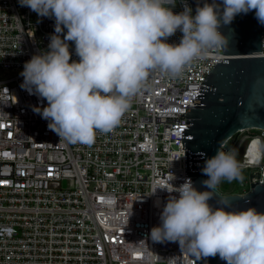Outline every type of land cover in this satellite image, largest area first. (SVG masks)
<instances>
[{"label":"built area","instance_id":"2783aa9c","mask_svg":"<svg viewBox=\"0 0 264 264\" xmlns=\"http://www.w3.org/2000/svg\"><path fill=\"white\" fill-rule=\"evenodd\" d=\"M185 5L191 9L190 0L167 6L179 13ZM54 23L18 0H0V264H169L173 256L176 264H200L177 242L150 239L169 193L150 194L173 177L169 183L176 186L190 178L180 114L189 111L210 68L223 60L222 48L178 77L150 73L114 130L97 131L91 145L68 144L33 110L47 101L20 86L24 62L48 50ZM181 37L177 30L166 42L178 44ZM256 138L264 139V129L240 130L223 146L241 168L258 166L262 174L264 160L253 164L247 151ZM250 181L255 179L239 180L237 193L246 192Z\"/></svg>","mask_w":264,"mask_h":264},{"label":"clouds","instance_id":"9594fccd","mask_svg":"<svg viewBox=\"0 0 264 264\" xmlns=\"http://www.w3.org/2000/svg\"><path fill=\"white\" fill-rule=\"evenodd\" d=\"M18 3L38 17L54 18L48 50L24 62L20 86L47 101L33 110L48 121L59 142L68 144L91 145L97 131L114 130L150 73L178 77L210 50L226 47L227 39L218 31L222 23L228 25L237 14L253 11L264 24V0H222V11L213 0L197 6L195 15L187 5L174 13L167 5L174 6L175 0ZM177 30L182 33L180 42L167 43ZM69 41L78 60L71 58ZM247 151L252 163L259 164L264 160V139H254ZM198 155L204 160L201 173L207 179L201 184L205 190H197L190 178L178 186L169 183L174 177L157 185L150 195L158 189L169 195L150 239L178 242L182 252L198 259L218 256L226 264H264V212L254 207L226 211L231 207L227 203H209L212 190L222 181L242 179L235 154L217 149L210 157L204 152ZM167 260L176 264L175 256Z\"/></svg>","mask_w":264,"mask_h":264},{"label":"water","instance_id":"95a60500","mask_svg":"<svg viewBox=\"0 0 264 264\" xmlns=\"http://www.w3.org/2000/svg\"><path fill=\"white\" fill-rule=\"evenodd\" d=\"M205 3L211 4L213 0H190L191 14L195 15L197 6ZM215 3L222 11V0ZM218 31L227 39V46L222 48L223 60L210 68L189 111L180 114L185 116L186 123L181 133L185 176H190L200 191L205 190L201 181L207 177L201 173L204 160L199 152L210 157L217 149L226 151L223 144L240 130L264 129V55H260L264 24L249 11L237 14L228 25L222 23ZM253 178L255 181H250L249 189L242 194L212 190L209 203L213 206H219L217 202L227 203L231 207L226 211L254 207L264 212V171L252 173L250 179ZM200 264L226 262L216 256L201 258Z\"/></svg>","mask_w":264,"mask_h":264},{"label":"trees","instance_id":"16d2710c","mask_svg":"<svg viewBox=\"0 0 264 264\" xmlns=\"http://www.w3.org/2000/svg\"><path fill=\"white\" fill-rule=\"evenodd\" d=\"M227 145H230V142H228ZM241 172H242V179H247V175L248 178L251 175L252 169L251 168H241ZM241 180V179H240ZM238 182L239 180H234L232 182H228V181H223V183L221 184V186H217V188L222 192V193H235L238 191Z\"/></svg>","mask_w":264,"mask_h":264},{"label":"rangeland","instance_id":"374dc122","mask_svg":"<svg viewBox=\"0 0 264 264\" xmlns=\"http://www.w3.org/2000/svg\"><path fill=\"white\" fill-rule=\"evenodd\" d=\"M255 132H256V130L253 131V133H255ZM241 137H242V134L239 136V138H241ZM251 169H252L251 174L259 171V167L258 166L251 167ZM247 178H248V175H247ZM235 193H237V192H235ZM225 194H228V193H225Z\"/></svg>","mask_w":264,"mask_h":264}]
</instances>
